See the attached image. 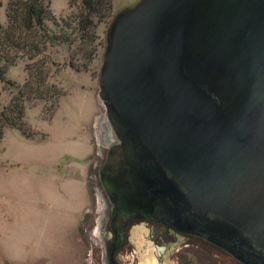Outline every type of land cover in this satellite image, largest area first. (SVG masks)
I'll return each mask as SVG.
<instances>
[{
  "label": "water",
  "instance_id": "obj_1",
  "mask_svg": "<svg viewBox=\"0 0 264 264\" xmlns=\"http://www.w3.org/2000/svg\"><path fill=\"white\" fill-rule=\"evenodd\" d=\"M101 184L116 212L264 264V0H138L104 33Z\"/></svg>",
  "mask_w": 264,
  "mask_h": 264
},
{
  "label": "rangeland",
  "instance_id": "obj_2",
  "mask_svg": "<svg viewBox=\"0 0 264 264\" xmlns=\"http://www.w3.org/2000/svg\"><path fill=\"white\" fill-rule=\"evenodd\" d=\"M11 1L0 0L3 27ZM46 1L53 15L62 18L71 12L69 3L79 0ZM137 1L113 0V14ZM48 27L53 28L50 23ZM105 31L103 25L98 28L103 42ZM103 47L86 73L63 66L69 56L65 47L50 48L38 58L52 59L57 65V69L51 68L48 82L57 85L64 96L51 121L49 100L25 103V120L33 139H24L16 130H4L0 144V264H98L97 191L92 169L106 150L101 145L103 110L96 97ZM27 64L31 63L26 59L18 61L0 82V112L23 85ZM197 253L201 264H209L213 258L229 261L218 253L209 259ZM183 261L189 264L187 256Z\"/></svg>",
  "mask_w": 264,
  "mask_h": 264
},
{
  "label": "trees",
  "instance_id": "obj_3",
  "mask_svg": "<svg viewBox=\"0 0 264 264\" xmlns=\"http://www.w3.org/2000/svg\"><path fill=\"white\" fill-rule=\"evenodd\" d=\"M69 5L71 12L62 18L53 15L46 0H13L7 7V24L0 25V82L18 61L26 59L31 64L25 66L23 85L0 112V144L5 129L16 130L27 140L34 138L25 120V103L49 100L51 121L64 96L57 85L48 82L51 68L57 65L39 56L50 48L65 47L69 56L63 66L86 73L104 45L98 28H107L111 22L113 0H79Z\"/></svg>",
  "mask_w": 264,
  "mask_h": 264
},
{
  "label": "flooded vegetation",
  "instance_id": "obj_4",
  "mask_svg": "<svg viewBox=\"0 0 264 264\" xmlns=\"http://www.w3.org/2000/svg\"><path fill=\"white\" fill-rule=\"evenodd\" d=\"M108 140L105 133L101 145L105 147ZM104 161L105 155L96 159L92 169L97 191L94 223L98 264H183L185 256L189 264H201L197 252L204 253L208 259L218 253L229 260L225 263L222 258H213L209 264H242L199 237L136 213L116 212L100 180Z\"/></svg>",
  "mask_w": 264,
  "mask_h": 264
}]
</instances>
